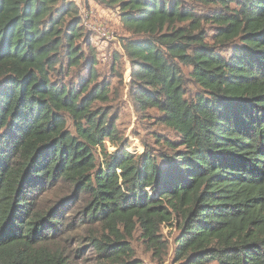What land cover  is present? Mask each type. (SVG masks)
Masks as SVG:
<instances>
[{"label": "trees", "instance_id": "16d2710c", "mask_svg": "<svg viewBox=\"0 0 264 264\" xmlns=\"http://www.w3.org/2000/svg\"><path fill=\"white\" fill-rule=\"evenodd\" d=\"M94 2L127 34L115 60L131 66L136 115L177 139L126 149L108 105L121 93L94 49L87 76L66 81L91 35L76 2L0 0V264H69L51 245L66 201L38 207L64 182L84 198L81 222L101 227L86 236L100 264H142L137 233L163 264L166 224L180 232L174 264H264V0Z\"/></svg>", "mask_w": 264, "mask_h": 264}, {"label": "rangeland", "instance_id": "374dc122", "mask_svg": "<svg viewBox=\"0 0 264 264\" xmlns=\"http://www.w3.org/2000/svg\"><path fill=\"white\" fill-rule=\"evenodd\" d=\"M77 2L81 8V13L87 10H95V15L92 18V23L103 26L110 34L109 38L103 37L98 31H90L85 25L86 32L90 33L89 42L80 41V45L85 50L86 58L81 62L82 66L73 69L71 75L66 78V81H71L76 84L81 77H86L88 74V59L91 55H96V69L99 73V80H107L112 85L114 94L121 93L118 99L113 97V100L108 103L112 108V112H116L119 115L117 124H119L120 130L126 139V144L130 152L139 155L146 149V144H149L153 149H157V153L161 145L156 143V140L171 139L176 140V134L161 125L155 123L154 119H148L136 115L131 100L129 98V77L131 76V66L124 57L115 60L116 53H123L120 44V38L127 35L124 31L122 24H120L117 11H111L104 6H99L94 3L95 0H73ZM192 3V0H187ZM87 2V3H85ZM197 6V5H196ZM198 7V6H197ZM215 8H201L208 13H212ZM212 28L209 27V35H212ZM87 43V45H86ZM94 49V51H93ZM93 52H92V51ZM66 64V62L64 63ZM185 72L189 74L190 69L186 68ZM119 73L123 74V80H120ZM198 92V89L190 84L188 88V95L191 96ZM151 114L158 116L156 110H152ZM70 126H72L70 122ZM107 149L110 152L116 150L115 146L105 143ZM102 150V149H101ZM101 151L96 152V158L98 165H102L104 156L100 154ZM71 186L64 182L60 183L57 188L48 190L40 196L38 207L51 206L55 202L65 200L66 217L64 225L59 235L52 240L51 245L54 247L63 249L69 258V264H100L96 251L89 242L86 240V236L92 230H101L100 226H90L81 222L82 205L84 204V198H80L79 201L72 200ZM179 230L175 226L166 224L163 228V234L166 239L171 243V249L169 255L165 258L163 264L172 263L173 248L175 247L174 240L179 235ZM132 244L136 250L135 258L142 264H158L155 257L146 249L145 244L139 239V233L135 236Z\"/></svg>", "mask_w": 264, "mask_h": 264}, {"label": "built area", "instance_id": "2783aa9c", "mask_svg": "<svg viewBox=\"0 0 264 264\" xmlns=\"http://www.w3.org/2000/svg\"><path fill=\"white\" fill-rule=\"evenodd\" d=\"M77 3V2H76ZM87 3V2H85ZM78 5V3H77ZM99 6H102V5H99ZM113 11V10H111ZM118 14V12H117ZM95 15V10L92 9V10H87L85 11L84 13H81V16H82V23L83 25H86L90 31H98L101 33V35L103 37H106V38H109L110 34L108 33V31L101 25H95L92 23V18L94 17ZM129 80H130V77H129Z\"/></svg>", "mask_w": 264, "mask_h": 264}, {"label": "crops", "instance_id": "0c3cea01", "mask_svg": "<svg viewBox=\"0 0 264 264\" xmlns=\"http://www.w3.org/2000/svg\"><path fill=\"white\" fill-rule=\"evenodd\" d=\"M94 3H96V2H94Z\"/></svg>", "mask_w": 264, "mask_h": 264}]
</instances>
